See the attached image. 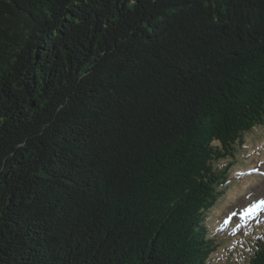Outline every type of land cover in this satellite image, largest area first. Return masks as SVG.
<instances>
[{
	"label": "trees",
	"instance_id": "obj_1",
	"mask_svg": "<svg viewBox=\"0 0 264 264\" xmlns=\"http://www.w3.org/2000/svg\"><path fill=\"white\" fill-rule=\"evenodd\" d=\"M257 129L264 0H0V264H264L211 223Z\"/></svg>",
	"mask_w": 264,
	"mask_h": 264
},
{
	"label": "rangeland",
	"instance_id": "obj_2",
	"mask_svg": "<svg viewBox=\"0 0 264 264\" xmlns=\"http://www.w3.org/2000/svg\"><path fill=\"white\" fill-rule=\"evenodd\" d=\"M254 166L256 168L264 167V130L262 131L261 129L255 130L251 135L246 137L244 147L240 150L237 159L229 166V181L225 186L218 188L220 194L217 196V201L211 213L213 216L211 223L214 221H221L223 218L225 219L226 214L231 211H242L245 206L264 197V175L262 177L247 176L237 179L238 173L246 171ZM209 224L210 220L207 226H209ZM257 232L264 234V227L261 231L258 230ZM214 235L217 234L214 232ZM213 239L216 240L217 244L226 243L219 251L224 252L226 258H228L229 252L226 247L230 245L231 240L222 237H215ZM245 249L247 248H244V250ZM248 254L249 253H246L245 259ZM224 260L225 259H222V261ZM226 261L227 260L222 264H225ZM238 264H244L242 258L238 259Z\"/></svg>",
	"mask_w": 264,
	"mask_h": 264
},
{
	"label": "bare ground",
	"instance_id": "obj_3",
	"mask_svg": "<svg viewBox=\"0 0 264 264\" xmlns=\"http://www.w3.org/2000/svg\"><path fill=\"white\" fill-rule=\"evenodd\" d=\"M254 209H257L256 207H254ZM258 242V241H257Z\"/></svg>",
	"mask_w": 264,
	"mask_h": 264
}]
</instances>
